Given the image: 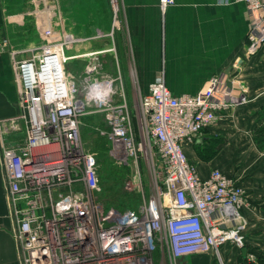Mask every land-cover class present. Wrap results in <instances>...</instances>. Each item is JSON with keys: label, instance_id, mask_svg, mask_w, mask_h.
I'll use <instances>...</instances> for the list:
<instances>
[{"label": "built area", "instance_id": "built-area-1", "mask_svg": "<svg viewBox=\"0 0 264 264\" xmlns=\"http://www.w3.org/2000/svg\"><path fill=\"white\" fill-rule=\"evenodd\" d=\"M235 1L254 16L246 49L255 54L264 47V0ZM111 2L117 17L119 0ZM174 3L160 0L162 9ZM79 42L51 39L14 62L26 139L2 146L1 154L22 264H181L188 256H216L227 243L244 248V188L218 169L203 178L185 151L244 99L223 75L178 97L159 77L147 94L135 92L134 114L121 78L104 71V52L84 55L95 62L86 64L78 89L68 70L77 56L67 51ZM87 114L103 116L110 155L134 164L139 184L141 160L147 162L152 190L137 210L99 200L98 161L82 135Z\"/></svg>", "mask_w": 264, "mask_h": 264}, {"label": "crops", "instance_id": "crops-1", "mask_svg": "<svg viewBox=\"0 0 264 264\" xmlns=\"http://www.w3.org/2000/svg\"><path fill=\"white\" fill-rule=\"evenodd\" d=\"M54 2L53 6L51 0H43L40 9L33 0H0V44L7 42L0 52V264H22L1 154L2 146L19 147L26 139L14 62L66 35L81 40L67 51L76 59L86 61L84 55L95 52L114 55L103 62L104 71L121 78L134 114L135 92L147 94L159 77L176 97L196 95L215 76L227 79L244 100L204 130L194 144L185 146V151L203 178L218 169L244 188V248L227 243L216 256H188L181 264H264V47L247 53L254 16L246 4L175 0L162 9L160 0H119L116 17L111 0ZM50 24L55 33L44 35ZM94 117L101 119L103 128L92 125L100 133L105 128L100 114L82 117V127L84 120ZM195 146H208L215 154L203 159L194 152Z\"/></svg>", "mask_w": 264, "mask_h": 264}, {"label": "rangeland", "instance_id": "rangeland-1", "mask_svg": "<svg viewBox=\"0 0 264 264\" xmlns=\"http://www.w3.org/2000/svg\"><path fill=\"white\" fill-rule=\"evenodd\" d=\"M33 1L36 5H38V7L40 9H43V5H44L43 0H33ZM51 5H53V6L55 5L54 0H51ZM53 16L55 18V15H53ZM120 28H121V25H120ZM51 30L54 33L56 31V29L53 27V24H50L49 28H47L44 31V35L45 34L47 35V32L49 31L51 33L50 36H52L53 32ZM101 44H104V42ZM97 45H100V44L98 43ZM102 47H106V45L104 44V45H102ZM102 47H100V48H102ZM99 58L102 62L106 61V63H107L109 61V58L114 59V55L103 53V54L99 55ZM91 61H94V60H92L91 58L86 59V61L81 60V59H76V60L72 61L70 64V67L72 68L70 71L72 72V75L77 82L79 90L80 89L83 90L81 88V83H82V81H84V78H85L84 77L85 66L88 62H91ZM80 94H81V91H80ZM90 121L93 122V123H91V125L99 126L102 128V122H101V119L99 117H94ZM85 123L86 122L84 120V125L82 127V135H83V139H84V143H85L86 148L92 152L91 148L93 146L95 148L97 145H103V143L105 141L102 138H99V136L95 132L92 134L87 133V131L84 130L85 129ZM95 128H98V127H95ZM105 148L107 149V151L104 152V159L105 160L103 161L102 164H100V162L98 161L99 162V176L101 177L100 183L104 186L105 185L109 186V185L113 184L115 179H118L121 176V177H124L123 183H124L125 190H127L128 192H130L132 194L141 195V198H142V195H144L145 197H148V194L152 190V185H151L152 176H151V172H150V169H149L147 162L145 160H141V163H140L141 183L139 184L138 177L135 178L136 166L134 164H132L131 162L126 164V163H122L121 161L117 160L116 158H113L110 155V148H109L108 143H106V142H105ZM193 150H194V152L196 151V153H200V156L203 159H209L211 156H214V154H215L214 152L211 154V151H213V150L212 149L210 150L208 148V146H204V147L195 146ZM123 168L125 169V171L123 170ZM115 177H117V178H115ZM136 181L138 183H136ZM102 185H101V187L103 188ZM101 199H102L101 195H99V200L101 201Z\"/></svg>", "mask_w": 264, "mask_h": 264}, {"label": "trees", "instance_id": "trees-1", "mask_svg": "<svg viewBox=\"0 0 264 264\" xmlns=\"http://www.w3.org/2000/svg\"><path fill=\"white\" fill-rule=\"evenodd\" d=\"M70 64L68 65L69 71L72 69L70 67ZM90 118H92V117H90ZM89 121L90 120H88V122L86 123L87 125H85L84 130H86L87 133H89V134H92L95 132L99 136V138H102L106 143H108L107 140L105 139V137L101 136L95 127L88 124V123H90ZM102 128H103V126H102ZM105 142L103 143V145H97L95 148H94V146L91 148L92 152L96 155L97 161H99L100 164H102L103 161L105 160L104 159V152L107 151V149L105 148ZM212 157L213 156H211L210 158H212ZM99 162H98V175H99ZM123 170L125 171L124 168H123ZM115 178H117V177H115ZM123 178L124 177L120 176V178L115 179L113 184L109 185V186H107V185L104 186L100 183V186L101 185L103 186V188L101 187L102 188L101 202L107 208L115 207L119 210H137L139 205L142 202L141 201L142 200L141 195L132 194V193L128 192L127 190H125ZM99 180L101 181V177L99 178Z\"/></svg>", "mask_w": 264, "mask_h": 264}, {"label": "water", "instance_id": "water-1", "mask_svg": "<svg viewBox=\"0 0 264 264\" xmlns=\"http://www.w3.org/2000/svg\"><path fill=\"white\" fill-rule=\"evenodd\" d=\"M243 252H244V255L246 256L247 255V249H244Z\"/></svg>", "mask_w": 264, "mask_h": 264}]
</instances>
